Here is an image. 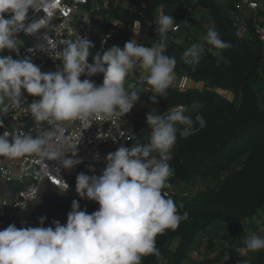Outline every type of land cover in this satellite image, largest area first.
<instances>
[{"label":"clouds","instance_id":"9594fccd","mask_svg":"<svg viewBox=\"0 0 264 264\" xmlns=\"http://www.w3.org/2000/svg\"><path fill=\"white\" fill-rule=\"evenodd\" d=\"M54 2L0 0V53L8 50L19 57V34L32 37L48 30L54 17ZM164 7L163 3L157 6V39L150 47L133 39L123 48L102 49V54L97 52L93 62L88 63L94 45L87 38L78 35L58 51L53 47V40L44 35L47 48L41 44L27 51L32 56L37 49L48 55L54 51L50 56L61 61V67L54 72H42L30 57L13 59L11 55H0V112L20 109L27 103L23 95L26 92L37 98L27 104L35 124L49 126L41 128L37 135L5 130L0 135V158L12 160L31 155L58 161L70 170L82 160L75 158L77 145L69 150V140L64 135L66 124L89 123L98 117L108 121L123 119L140 101L137 89H125L126 79L136 72L150 86L152 105L158 102L157 98L166 97L176 79L177 63L174 56L166 54L169 33L179 25L172 15L164 13ZM30 10L36 17L31 20ZM139 27L140 21H133L132 32L136 36ZM206 45L217 50L215 54L221 59L223 50L232 47L220 38L215 28L209 27L202 42L192 43L183 52L182 61L195 69L205 54ZM98 74L103 75L100 85L91 79H80L82 75L90 78ZM185 111L182 105L165 114L148 111L147 143H135L131 148L121 145L107 154L99 176L84 172L77 175V195L98 204L96 211L89 214L81 210L79 201L73 200L66 224L54 220L53 226L44 227L47 217L41 216L38 227L17 228L10 224L0 230V264H142L148 256L156 257L158 264H168L156 246V238L168 230H176L188 218L187 212L179 214L177 204L163 191L172 187L170 153L177 133L180 138H187L199 130L195 124L201 129L206 126L202 115L197 114L194 121ZM3 127L0 121V128ZM97 138L111 139L114 143L136 139L125 131L117 136L101 134ZM68 153L72 158H65ZM88 170L95 171L91 165ZM63 184L69 189L67 183ZM261 250H264V236L256 233L247 236L243 246L236 249L239 257H243V264H250L249 253ZM221 260L227 264L229 256L225 254Z\"/></svg>","mask_w":264,"mask_h":264},{"label":"trees","instance_id":"16d2710c","mask_svg":"<svg viewBox=\"0 0 264 264\" xmlns=\"http://www.w3.org/2000/svg\"><path fill=\"white\" fill-rule=\"evenodd\" d=\"M113 1L104 13L109 18L126 23L139 20L141 40L145 46H152L157 39L155 23L160 3L165 5L164 13L173 16L178 29L189 21L195 9L207 12L209 23L206 27H197L192 35V43L202 42L208 28L213 27L222 40L232 45L230 49L223 50L222 59L216 56L217 50L206 45L203 58L193 69L192 65L185 64L181 59L192 43L185 48L175 41L176 32H170L166 54L176 58V76L203 83L204 87L188 90L170 87L167 96L157 98L155 105L150 101L152 92L138 91L140 100L152 109L153 114H165L182 105L186 109L185 115L195 121V116L200 114L206 121L202 129L198 123L195 124L199 130L187 138H180L177 134L169 161L173 172L169 178L171 185L199 180L215 183L214 188L203 192L202 202L207 207L190 210L185 205H177L179 214L187 212L188 218L176 230H168L158 236L157 248L169 264H184L207 236L217 237L221 234L226 236L230 250L227 264H234L239 255L236 249L243 246L248 232L258 234V226L264 229V106L261 102L264 85L259 77V70L263 66L261 45L251 28V42L237 38L226 6L217 0H125L133 6L131 11L114 7ZM29 18L32 19L31 10ZM18 39L26 44L30 41L23 33L19 34ZM223 92L232 96L235 94V98L241 96L240 110L234 106L236 99L232 97L227 100ZM134 130L137 137L128 143V148L135 143L148 142L150 128L146 122H135ZM163 191L167 192L168 189ZM71 204L70 201L53 204L45 215L50 219L58 210H71ZM98 207L80 206L89 214ZM175 241L178 242L177 246L171 250ZM217 261L204 259L200 264ZM142 264H158V261L156 257L148 256L143 258ZM250 264H264V250L255 255Z\"/></svg>","mask_w":264,"mask_h":264},{"label":"built area","instance_id":"2783aa9c","mask_svg":"<svg viewBox=\"0 0 264 264\" xmlns=\"http://www.w3.org/2000/svg\"><path fill=\"white\" fill-rule=\"evenodd\" d=\"M115 2L117 1H113L114 7L133 10V6L125 0H121L118 4ZM110 3L111 0H55L51 27L46 31L42 30L38 36H27L30 40L27 44L17 39L20 47L19 57L15 52L8 50H4L3 56L11 55L13 59L30 57L42 72H54L61 67V61L50 56L54 55V51L48 55L46 52L42 53L37 49L35 56L27 51L29 47L41 44L47 48V43L43 40L44 35L53 40V47H57L58 51L63 50L66 42L76 40L78 35L81 38H87L94 45L90 50L88 63L93 62V57L97 52L102 54V49L107 50L111 46L123 48L127 41L133 39L143 44L140 27L138 36H136L132 32L133 22L126 23L119 19L109 18L104 13L109 8ZM222 3L226 6L227 16L237 38L243 42H251L252 30L253 35L259 41L263 61V66L259 70V77L264 85V0H222ZM39 15L42 16L43 13L41 12ZM33 18L36 17L32 12ZM177 30L178 27L174 32ZM80 79H91L100 85L103 81V75L98 74L90 78L82 75ZM149 88L150 86L141 78L140 72H136L125 82L126 91L132 89L148 91ZM23 95L27 103L22 104L20 109H8L6 112H0V121H3L4 124V127L0 128V135L5 130L13 134L31 132L32 135H37L41 128L47 129L49 127L46 123L35 124L27 110V104L37 98L29 96L26 92ZM222 95L227 100L232 99L231 93L223 92ZM137 110L138 104L123 119L114 121L98 117L89 123L74 121L66 124L64 135L69 140V150L72 146L77 145L75 158L82 160V163L70 170L64 169L58 161H47L31 155L12 160L5 158L6 161L0 164V179L7 185L14 187V191L9 196L0 195V230L5 229L10 224H15L17 228L40 226V217L46 216L34 211V202L37 199L40 184L47 182L50 186L65 193L70 189L68 180L77 174L82 164H105L107 154L115 152L121 145L127 147L132 140L126 142L121 139L114 143L111 139L101 140L97 137L101 134L117 136L120 131H125L136 138L137 132L134 130V124ZM177 134L179 135V133ZM97 155L98 160L96 159ZM65 158H72L71 154H66ZM63 182L68 184L69 189L64 186ZM73 196L79 202L86 201V199H81L76 191L73 192ZM25 206V209H21ZM54 220L66 224L67 217L53 216L50 219L47 218L44 227L53 226ZM196 255L197 251L190 254V256ZM237 258L235 262L238 260ZM239 258L241 260L243 257Z\"/></svg>","mask_w":264,"mask_h":264},{"label":"rangeland","instance_id":"374dc122","mask_svg":"<svg viewBox=\"0 0 264 264\" xmlns=\"http://www.w3.org/2000/svg\"><path fill=\"white\" fill-rule=\"evenodd\" d=\"M116 4L120 3L121 0H116ZM219 3H222V0H217ZM158 15V14H157ZM156 15V17H157ZM188 25H182L179 27V29L175 33V41L179 44H182L185 48H187L192 43V35H194V31L197 29V27H206L209 23L207 12L202 9H195L190 14V19L188 22H186ZM233 99L235 98V94H233ZM261 102L264 106V88H262L261 93ZM236 100H232L234 102V106H236L237 110H240L241 108V96L238 95ZM138 104V103H137ZM151 109L146 106L145 104H139L138 110H137V116L135 117L137 121L145 120L146 119V113L150 111ZM152 111V110H151ZM92 166L95 171L90 172L89 166ZM105 167L104 163L101 164H82L79 167V172L73 177L68 180L70 184V189L63 193L59 190L52 189L48 186L47 182H44L45 184H42L39 188L38 196L36 201L34 202L35 210L37 213L45 214L49 211L50 207L53 204H56L58 202L62 201H70L76 200L73 196V192L76 190V178L77 175L81 172H84L87 175H97L99 176L103 169ZM215 183L213 181L209 180H199L195 183H175L170 189H168L167 193L171 196V198L174 199V202L179 205H185L190 210H198L203 209L207 206L204 205L203 201V192L210 190V188H214ZM201 194V195H200ZM80 206L84 207H96L98 204L92 201H88L86 199L85 202H79ZM248 231V229H247ZM258 235L264 236V229L262 226L257 227ZM251 233L248 232V236ZM226 236L224 235H218L215 236H207L205 240L202 241V244H200V250L197 251L196 259L198 260L197 264H200V262L204 259L210 260H219L217 262H214L212 264H221L222 261L220 259L223 258L225 254H229V249L226 243ZM178 242L175 241L173 244H177ZM205 246V247H204ZM172 249L174 248L171 247ZM260 252V251H259ZM259 252L253 254L249 253L250 262L254 259L255 255H257ZM238 260L233 262L234 264H240L243 263V258L240 260V258H237ZM188 261L187 259L185 262Z\"/></svg>","mask_w":264,"mask_h":264},{"label":"crops","instance_id":"0c3cea01","mask_svg":"<svg viewBox=\"0 0 264 264\" xmlns=\"http://www.w3.org/2000/svg\"><path fill=\"white\" fill-rule=\"evenodd\" d=\"M173 88H176L178 90H188V89H202L204 87V84L203 83H199V82H194L190 79H187V78H184V77H179V76H176V79L175 81L173 82L172 86ZM225 93H228V92H225ZM139 104H144V102L142 100H140L138 102V105ZM152 110V109H151ZM153 112V111H152ZM138 114L136 113L135 114V117L137 116ZM136 119V118H135ZM136 122H146V119L145 120H141V121H137L136 119ZM6 160L5 158H0V164L4 163ZM79 172V170H78ZM73 178V177H72ZM42 184H45L44 182H42L40 184V186ZM48 184V183H47ZM48 186L52 189H55V190H58L52 186H50L48 184ZM14 191V187L10 186V185H7L6 183H4L1 179H0V195H6V196H9L13 193ZM34 211L36 212L35 210V206H34ZM69 211L71 210H58L53 216H61V217H67V214L69 213ZM204 244V243H203ZM201 243V245H203ZM173 250L176 248L177 244H173L171 247H173ZM170 247V249L172 250V248ZM205 247V246H204ZM202 248V247H201ZM200 248L196 251H199ZM188 261L184 262V264H197L198 263V260L196 259V256H189V258L187 259ZM168 262V261H167ZM201 263V262H200ZM169 264V263H168Z\"/></svg>","mask_w":264,"mask_h":264}]
</instances>
